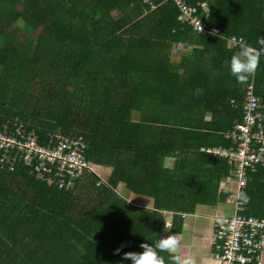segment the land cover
I'll list each match as a JSON object with an SVG mask.
<instances>
[{"label":"trees","instance_id":"trees-1","mask_svg":"<svg viewBox=\"0 0 264 264\" xmlns=\"http://www.w3.org/2000/svg\"><path fill=\"white\" fill-rule=\"evenodd\" d=\"M153 1L154 11L138 0H0V127L24 125L41 145L52 133L81 138L87 163L111 170L108 181L86 174L68 192L38 183L23 162L0 170V264H56L60 254L56 260L41 239L49 233L70 239L65 253L73 239L78 264H118L124 253L142 252L140 244L156 243L161 212L193 213L231 173L201 150L231 147L225 135L242 122L249 83L264 108V56L238 83L226 63L238 46L182 27L173 3ZM187 2H208L210 27L260 47L264 0ZM176 43L194 47L178 64ZM252 172L246 213L261 218L264 165ZM121 183L158 211L126 204L114 194ZM95 187L103 190L93 194Z\"/></svg>","mask_w":264,"mask_h":264},{"label":"built area","instance_id":"built-area-1","mask_svg":"<svg viewBox=\"0 0 264 264\" xmlns=\"http://www.w3.org/2000/svg\"><path fill=\"white\" fill-rule=\"evenodd\" d=\"M138 1L152 11L158 8L153 0ZM168 1L177 8V21L182 27H191L195 32L204 35H213L215 32L214 36L226 40L233 47L238 46L241 37H227L219 29L210 27L204 19L203 12H209L207 3L194 6L187 0ZM244 41L246 42L245 39ZM241 108L242 122L225 135L226 140L231 142V147L201 150L202 153L226 161L232 170L223 185L227 191L226 203L233 207L234 214L215 218L212 238L214 258L220 264H259L261 254L264 253V218L248 215L246 204L236 199V193L247 188L249 172L264 165V108L261 99L254 94L252 82L245 89ZM23 126L14 131L7 125L0 127L2 171L13 172L17 164L23 162L31 169L30 175L36 181L48 185L49 188L57 187L61 191L71 190L74 183L85 174L100 177L85 160L87 145L81 138L64 136L60 132L52 133L48 137L49 142L41 145L37 132L27 134ZM222 220L226 222H221Z\"/></svg>","mask_w":264,"mask_h":264},{"label":"crops","instance_id":"crops-1","mask_svg":"<svg viewBox=\"0 0 264 264\" xmlns=\"http://www.w3.org/2000/svg\"><path fill=\"white\" fill-rule=\"evenodd\" d=\"M200 3L208 4L209 12L206 13L204 11L203 16H204V19H206L209 23L212 7L208 2H199L196 6H198ZM209 14L210 16H208ZM233 36L243 37L239 35H233ZM227 44L229 47H233L228 42ZM193 48H194L193 45L191 46L185 43L174 44L171 50L172 61L177 64L180 63L182 57L190 55V53L193 51ZM169 162L172 163L169 166L172 168L173 161L171 162V160H168L166 164L167 167H168ZM108 171L109 172L105 175V179H102L101 177H98V178H101L105 182L106 180L108 181V179L111 176V170H108ZM231 174H232V171L229 175ZM85 176L87 175L85 174L79 180H82ZM224 180H225V176H223L220 179L219 185L216 188L217 195L210 197L211 198L210 202L199 203L196 206V209L193 213H184L180 215H175V213H172V212H161L160 211L163 221H164V227L161 230V228L157 225L156 230L160 229L158 232V239L166 235H169V234H174V233L179 234V236L181 237V254L186 258H191L195 262V264H220L214 258V246L212 242L213 234L215 231V218L217 216H231L234 214L233 207L226 203L227 191L224 189V185H223ZM257 181H261V179ZM232 188H233V185H232ZM93 189H92L93 194H97L98 192H100V190H103V188L101 187H95ZM82 191L84 190L81 189V192ZM65 192H68V191H65ZM114 194H116L120 199L124 200L126 204H130L136 210L146 212L148 213V215L155 213V211L156 212L158 211L155 206V201L152 198L137 195L131 192L130 190L127 189L125 183H121L119 187L115 190ZM246 212H247V206H246ZM43 215L48 217L46 214H43ZM261 218H264V217H261ZM40 219L42 223L46 222V220H44L46 219L45 217H40ZM143 227H142L141 233H145V230L147 229V228L143 229ZM134 233L138 235V233L136 232ZM41 239L49 240V242L52 243V248L53 247L54 248L51 249L50 253L54 252L56 254L55 255L56 260H58L57 255L60 254V261H59L60 263L57 262L56 264H64L65 261L63 259H66V262L68 260L67 264H78V259L80 255L78 251V245L74 244L75 242L73 241V239H72L71 247L67 243L68 244L67 250H72L71 252H68V253H65V245L63 243L64 240L65 241L70 240L68 237H65L59 234L49 233L47 237H43ZM75 247H77L76 251H75ZM133 247H136V246H133ZM167 260L172 262L171 258ZM118 264H132V262L130 260H125V261L119 262ZM253 264H258V263H253ZM259 264H264V253L261 254Z\"/></svg>","mask_w":264,"mask_h":264},{"label":"clouds","instance_id":"clouds-1","mask_svg":"<svg viewBox=\"0 0 264 264\" xmlns=\"http://www.w3.org/2000/svg\"><path fill=\"white\" fill-rule=\"evenodd\" d=\"M212 34L214 35L215 32ZM257 45L260 47L247 44L241 37L238 42L239 50L231 56L230 61H226L231 75L236 78L238 83H247L257 71L260 59L264 56V38L258 37ZM241 187H243V182ZM236 199L243 204H248L251 201V197L244 191L236 193ZM221 222L226 221L222 220ZM123 247L124 245L116 249L114 254L119 255ZM139 247L143 250L142 252L124 253L122 259L130 260L132 264H165V259L160 253L167 252L172 264H195L191 258H186L181 254V237L176 233L159 238L154 245L142 243Z\"/></svg>","mask_w":264,"mask_h":264},{"label":"rangeland","instance_id":"rangeland-1","mask_svg":"<svg viewBox=\"0 0 264 264\" xmlns=\"http://www.w3.org/2000/svg\"><path fill=\"white\" fill-rule=\"evenodd\" d=\"M13 122H18V121L16 120V121H13ZM171 164H172V163L169 162L168 167H169ZM94 170H95L96 174H98V176H100L102 179H105V175L109 172V171H108L109 169H102V168H100V167H95ZM1 171H2V170H1ZM3 172H5V171H3ZM232 185H233V188H234L235 183L233 182Z\"/></svg>","mask_w":264,"mask_h":264}]
</instances>
